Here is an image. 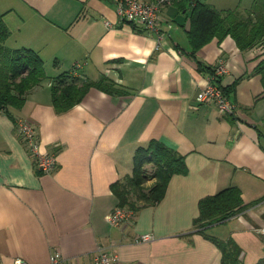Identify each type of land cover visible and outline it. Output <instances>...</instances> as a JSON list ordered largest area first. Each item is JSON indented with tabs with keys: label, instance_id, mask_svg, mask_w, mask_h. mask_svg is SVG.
<instances>
[{
	"label": "crops",
	"instance_id": "obj_1",
	"mask_svg": "<svg viewBox=\"0 0 264 264\" xmlns=\"http://www.w3.org/2000/svg\"><path fill=\"white\" fill-rule=\"evenodd\" d=\"M190 8V0L165 6L159 39L119 21L112 0H0L11 31L6 45L38 52L48 76L13 114L36 125L43 150L58 153L57 167L42 172L15 121L0 112V264H48L53 249L72 264H93L99 248L139 264H222L215 236L236 241L242 264L264 258L256 231L264 223V85L253 73L262 51L241 50L227 36L193 58ZM219 62L227 64L221 84L240 116L196 99L209 80L205 66ZM64 72L80 82L107 76L125 92L90 87L59 113L52 85ZM152 139L183 155L185 172L171 177L157 203L141 206L132 224L112 225L111 185L133 173L136 149ZM154 180L148 176L145 186ZM229 186L241 190L246 207L210 235L197 231L201 198ZM141 234L154 238L135 241Z\"/></svg>",
	"mask_w": 264,
	"mask_h": 264
},
{
	"label": "trees",
	"instance_id": "obj_2",
	"mask_svg": "<svg viewBox=\"0 0 264 264\" xmlns=\"http://www.w3.org/2000/svg\"><path fill=\"white\" fill-rule=\"evenodd\" d=\"M190 7V26L187 29L190 56L196 58L197 51L214 38L223 40L227 36H231L241 50L262 45L261 58L253 73L261 75L264 85V0H253L245 10L238 7L217 9L201 0H190ZM10 33L4 14L0 12V112L14 120L17 125L13 109H21L26 102L27 93L48 76L44 60L38 52L26 47L12 49L6 45ZM202 68L204 69L203 65ZM205 69L210 74L214 73L212 66H205ZM69 76V73H62L55 78L52 85V104L59 113L79 103L90 87H97L108 93L125 92L107 76L97 81L81 82ZM223 89L229 94L228 87L223 86ZM147 162L156 168L152 175L156 181L148 193L143 188L148 179L145 171ZM184 172V156L152 139L147 145L136 149L133 173L125 180L111 185L117 199L116 206L137 211L141 206L155 204L165 194L171 177L175 173ZM246 205L237 186L226 187L214 195L201 198L194 227L206 236L210 235L208 231L215 223L229 219ZM215 237L213 240L222 249V264H242L239 258L240 247L236 241L232 237ZM258 264H264V258Z\"/></svg>",
	"mask_w": 264,
	"mask_h": 264
},
{
	"label": "built area",
	"instance_id": "obj_3",
	"mask_svg": "<svg viewBox=\"0 0 264 264\" xmlns=\"http://www.w3.org/2000/svg\"><path fill=\"white\" fill-rule=\"evenodd\" d=\"M115 4L117 15L122 22H128L132 26L141 28L144 32L153 33L162 39L164 32L160 28L162 10L174 0H112ZM170 22V21H169ZM172 23L169 24V27ZM262 51L263 46H257ZM79 66V63L75 65ZM226 62H219L214 67V73L209 76L208 83L201 88L196 99L200 103L213 104L220 113L225 115L240 116L241 111L236 102L228 95L220 78L227 72ZM16 132L32 154L38 168L42 172H51L58 165V156L55 151L43 150L39 141L38 128L29 118L17 120ZM136 211L116 206L107 215L106 219L112 225H130L134 222ZM256 231L264 236V223L256 228ZM153 234H141L135 237V241H149ZM12 264H27L22 258H17ZM48 264H72L66 260L59 249H53ZM93 264H139L134 261H124L117 250L113 248H99L93 258Z\"/></svg>",
	"mask_w": 264,
	"mask_h": 264
},
{
	"label": "rangeland",
	"instance_id": "obj_4",
	"mask_svg": "<svg viewBox=\"0 0 264 264\" xmlns=\"http://www.w3.org/2000/svg\"><path fill=\"white\" fill-rule=\"evenodd\" d=\"M175 1V0H174ZM173 1V2H174ZM202 2H212V3H216V5H217V8L218 9H222V8H236V7H238V8H240L241 10H245L246 8H248L251 4H252V2H253V0H201ZM118 16V15H117ZM119 18V17H118ZM119 21H120V19H119ZM211 75V74H210ZM222 78V77H221ZM220 78V79H221ZM220 83H221V81H220ZM155 167L153 166V165H151V166H149V167H147L146 166V169H145V171H146V174L148 175V176H152L153 174H154V171H155ZM155 182V180L154 181H152V183L151 184H153ZM147 185V186H145V184H144V186H143V188H144V192H146V193H148V190L153 186V185Z\"/></svg>",
	"mask_w": 264,
	"mask_h": 264
}]
</instances>
